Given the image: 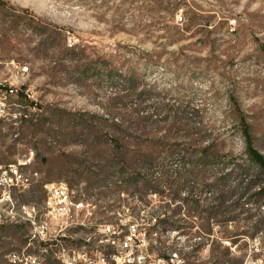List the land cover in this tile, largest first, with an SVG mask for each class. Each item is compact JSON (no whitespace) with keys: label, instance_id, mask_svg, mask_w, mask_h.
I'll return each instance as SVG.
<instances>
[{"label":"rangeland","instance_id":"1","mask_svg":"<svg viewBox=\"0 0 264 264\" xmlns=\"http://www.w3.org/2000/svg\"><path fill=\"white\" fill-rule=\"evenodd\" d=\"M130 222L152 260L264 264V0H0V264Z\"/></svg>","mask_w":264,"mask_h":264},{"label":"built area","instance_id":"2","mask_svg":"<svg viewBox=\"0 0 264 264\" xmlns=\"http://www.w3.org/2000/svg\"><path fill=\"white\" fill-rule=\"evenodd\" d=\"M10 92L12 90H9ZM49 196L46 207L49 213L64 211L68 213L71 208L75 210L85 207L83 201H75L68 192L67 185L60 181L47 186ZM131 232H122L112 224H101L97 229L100 235L98 243L106 242L112 250L104 252L98 245L94 249H86L83 244L79 249L65 247L61 239L48 233V227L42 226L40 233V261L37 256L31 254H9L12 263L19 264H43L45 260H57L61 264H180L182 259L174 262L171 256H158L151 258L147 249L142 248L137 236V224L130 222ZM145 236V231L142 233ZM89 242V238L86 239Z\"/></svg>","mask_w":264,"mask_h":264},{"label":"trees","instance_id":"3","mask_svg":"<svg viewBox=\"0 0 264 264\" xmlns=\"http://www.w3.org/2000/svg\"><path fill=\"white\" fill-rule=\"evenodd\" d=\"M4 88H6V87L4 86ZM9 90H12V88H9ZM9 90H8V91H9ZM12 91H13V90H12ZM12 91H11V92H12ZM247 150H248L250 156H251L254 160H256L258 163H263V159H262L261 156L256 152V150L252 148L251 145L248 146ZM47 262H50V263H51V262H55V263L60 264V262H58L57 260H53V259H49V260H47Z\"/></svg>","mask_w":264,"mask_h":264},{"label":"bare ground","instance_id":"4","mask_svg":"<svg viewBox=\"0 0 264 264\" xmlns=\"http://www.w3.org/2000/svg\"><path fill=\"white\" fill-rule=\"evenodd\" d=\"M24 207V206H23ZM25 210V209H24Z\"/></svg>","mask_w":264,"mask_h":264}]
</instances>
